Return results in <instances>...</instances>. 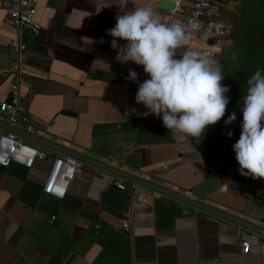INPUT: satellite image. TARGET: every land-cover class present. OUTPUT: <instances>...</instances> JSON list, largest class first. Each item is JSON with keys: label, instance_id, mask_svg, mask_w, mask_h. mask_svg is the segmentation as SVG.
Segmentation results:
<instances>
[{"label": "crops", "instance_id": "obj_1", "mask_svg": "<svg viewBox=\"0 0 264 264\" xmlns=\"http://www.w3.org/2000/svg\"><path fill=\"white\" fill-rule=\"evenodd\" d=\"M158 1L127 0L124 11L150 7L165 23L168 12L157 9ZM119 5L38 0L40 29L26 34L19 93L28 121L20 129L264 228V203L255 198L260 180L239 169L226 176V165L136 103L139 83L149 77L142 66L115 59L107 30L115 27ZM14 36L0 9V102L10 101L15 82L5 73ZM130 69L137 82L126 79ZM50 157L58 155L35 159L29 169L17 162L0 167V264H264V237L144 187L133 204L128 185L116 188L121 178L85 163L63 199L45 195ZM209 176L219 179V188L196 194Z\"/></svg>", "mask_w": 264, "mask_h": 264}, {"label": "clouds", "instance_id": "obj_2", "mask_svg": "<svg viewBox=\"0 0 264 264\" xmlns=\"http://www.w3.org/2000/svg\"><path fill=\"white\" fill-rule=\"evenodd\" d=\"M126 3L120 0L121 11L107 35L113 38L112 49H118L116 61L142 66L149 77L139 83L136 103L148 110L144 115L162 118L170 132L199 139L225 116L230 99L225 95L230 88L222 84V66L210 52L191 47L194 35L206 42L212 32L198 20L164 23L150 7L125 12ZM121 40L126 43L119 45ZM126 79L137 82L138 73L130 69ZM242 116L241 134L233 145L239 174L264 180V74L260 70L248 80ZM235 120L233 112L225 124ZM227 135L231 137L232 133Z\"/></svg>", "mask_w": 264, "mask_h": 264}, {"label": "built area", "instance_id": "obj_3", "mask_svg": "<svg viewBox=\"0 0 264 264\" xmlns=\"http://www.w3.org/2000/svg\"><path fill=\"white\" fill-rule=\"evenodd\" d=\"M183 1L174 0L175 6L172 10L167 11L165 23H187L190 20H198L202 23L204 29L214 24L210 19L215 14V6L218 0H186V5H184ZM37 4L38 0H0V9L5 12L6 23L15 30V36L8 45V50L13 55V60L5 70L7 75L14 76L15 82L11 87L10 101L0 102V114L5 118L4 121H0L19 129L28 121L27 110L22 104L19 87L21 74L27 63L26 34L35 36L40 29V25L35 20ZM214 34H212L213 37H215ZM198 37V34L193 36L191 47L208 51L214 56L220 46L216 37V42L213 46L207 45L199 40ZM180 51H183V49ZM53 153H56L58 157H55V161L46 177L43 193L57 199H63L69 183L74 179L75 173L82 162L29 142L15 133L0 128V167H6L12 162H17L29 169L35 159L46 160ZM212 162H221L226 165V176L228 177L235 175L239 169L235 156L227 159H213ZM115 185L120 191H124L127 188L126 186H129L132 190L131 202L133 204L136 202V193L142 188L138 184L124 179H121ZM256 195L255 198L264 203V180H260V186L256 187ZM122 227L125 231H129L127 221L123 223ZM241 246L243 248L242 252L247 253L249 249L248 243L244 242Z\"/></svg>", "mask_w": 264, "mask_h": 264}, {"label": "rangeland", "instance_id": "obj_4", "mask_svg": "<svg viewBox=\"0 0 264 264\" xmlns=\"http://www.w3.org/2000/svg\"><path fill=\"white\" fill-rule=\"evenodd\" d=\"M244 7H246L245 0H222L215 6V11L218 15L210 20L217 25L215 33L220 36L223 42L220 49L214 55V58L221 66L225 62L226 54L232 45L229 39L230 32L238 24L245 23L243 19L245 16V12H243ZM222 84L230 88V91L225 94L230 98L225 116L216 125L209 126L204 135L199 139L191 138L195 142V145L199 147L201 154L207 158H211V160L218 158L227 159L235 156L233 145L239 140L241 134L243 98L248 88V84H244L243 86L241 84L240 87L233 86L232 83L224 82ZM230 92L231 95L229 94ZM233 112L236 113V120L226 125L225 121ZM228 132L232 133L231 137L227 135ZM216 164L221 165V162Z\"/></svg>", "mask_w": 264, "mask_h": 264}, {"label": "water", "instance_id": "obj_5", "mask_svg": "<svg viewBox=\"0 0 264 264\" xmlns=\"http://www.w3.org/2000/svg\"><path fill=\"white\" fill-rule=\"evenodd\" d=\"M174 6H175L174 0H159L157 3V9L160 11H165V12L172 10L174 8ZM205 29L211 31L213 34L216 32L217 25L214 23V24H211L210 26L206 27ZM215 42H216L215 37L211 36V38L208 41H206L205 43L209 46H213V45H215ZM0 128L5 129L7 131H10L12 133H15V134L19 135L20 137L28 140L29 142H32V143L40 145L42 147L51 149L54 152H57L59 154H64V155L70 156L72 158H75L82 163H85V164L91 165L93 167H96L98 169H101L105 172H108V173H110L114 176H117L121 179H124L126 181H131L133 183H136L140 187H144V188L150 189L152 191H155V192H157V193H159L165 197L173 199L177 202H180L182 204H185L187 206H190L194 209L205 212V213L210 214L212 216H215L217 218L223 219V220L230 222L232 224H235V225H237V226H239L245 230L251 231V232H253V233H255L261 237H264V228L263 227H259V226L253 225L251 223H248L247 221H244V220L239 219L235 216H232L228 213H225L223 211L215 209L209 205H206L205 203L197 201L196 199H193L191 197H187L185 195H182L180 193H177V192L172 191L170 189H167L165 187L159 186L155 183H152V182L146 181L144 179L138 178L136 176L130 175L128 173L119 171L118 169H115L109 165H106L104 163H101L99 161H96L94 159L86 157L84 155H81L75 151H72V150L67 149L65 147H62L60 145H57V144H55L51 141H48L46 139H43L37 135H34V134L29 133L27 131L21 130L19 128L10 126L3 121H0ZM50 161L53 164L55 161V158L50 157ZM215 172L220 174L223 171L220 169H215ZM219 186H220L219 179L215 176H209V177H206L194 189V192L198 195L210 196L212 193H214L219 188Z\"/></svg>", "mask_w": 264, "mask_h": 264}, {"label": "trees", "instance_id": "obj_6", "mask_svg": "<svg viewBox=\"0 0 264 264\" xmlns=\"http://www.w3.org/2000/svg\"><path fill=\"white\" fill-rule=\"evenodd\" d=\"M245 6V23L238 24L230 32L232 45L222 65L225 77L222 83L239 87L248 84L257 70L264 74V0H245ZM233 53L236 54L235 59Z\"/></svg>", "mask_w": 264, "mask_h": 264}, {"label": "flooded vegetation", "instance_id": "obj_7", "mask_svg": "<svg viewBox=\"0 0 264 264\" xmlns=\"http://www.w3.org/2000/svg\"><path fill=\"white\" fill-rule=\"evenodd\" d=\"M216 16V15H215Z\"/></svg>", "mask_w": 264, "mask_h": 264}]
</instances>
